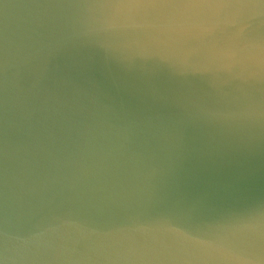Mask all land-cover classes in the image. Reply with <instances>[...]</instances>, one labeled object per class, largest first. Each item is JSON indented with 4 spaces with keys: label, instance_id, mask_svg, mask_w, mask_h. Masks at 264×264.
<instances>
[{
    "label": "water",
    "instance_id": "95a60500",
    "mask_svg": "<svg viewBox=\"0 0 264 264\" xmlns=\"http://www.w3.org/2000/svg\"><path fill=\"white\" fill-rule=\"evenodd\" d=\"M0 264H264V0H0Z\"/></svg>",
    "mask_w": 264,
    "mask_h": 264
}]
</instances>
